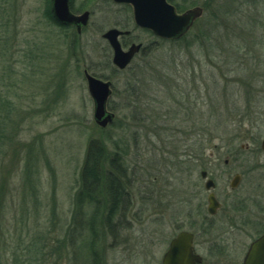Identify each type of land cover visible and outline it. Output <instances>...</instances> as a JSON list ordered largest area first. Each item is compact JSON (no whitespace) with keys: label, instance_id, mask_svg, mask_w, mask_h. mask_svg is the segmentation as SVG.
Masks as SVG:
<instances>
[{"label":"rangeland","instance_id":"rangeland-1","mask_svg":"<svg viewBox=\"0 0 264 264\" xmlns=\"http://www.w3.org/2000/svg\"><path fill=\"white\" fill-rule=\"evenodd\" d=\"M74 1L91 11L79 35L46 18L48 0H0V74L15 86L16 107L13 145L0 160V264L70 263L39 258L30 240L52 227L54 210L69 224L90 140L117 159L129 198L113 232L99 230L102 264H161L177 229L193 225L199 170H224L225 160L243 175L232 196L245 210L216 216L195 249L203 264H241L264 228V0H173L208 7L181 41L135 30L145 50L121 72L101 34L131 29L129 8ZM84 69L113 85L106 127L94 122Z\"/></svg>","mask_w":264,"mask_h":264},{"label":"trees","instance_id":"trees-1","mask_svg":"<svg viewBox=\"0 0 264 264\" xmlns=\"http://www.w3.org/2000/svg\"><path fill=\"white\" fill-rule=\"evenodd\" d=\"M186 1L189 0H184ZM206 5L204 4L205 7ZM46 6H48L46 18L57 25L50 14L49 4ZM4 69L5 66L2 71ZM5 75L4 72L0 74V160L1 151L5 153L3 146L13 145L16 129L12 120L16 107L11 99L15 94V86ZM3 156L5 157V154ZM107 158L109 157L103 147L90 140L74 195L69 224L66 226L65 218L60 213L56 214L54 210L50 219V222L54 220L52 227H46V231L42 230V232L38 230L31 237L32 246H40L39 258L48 260L52 257L53 260H62L68 256L69 264H80V259L83 260L81 264H102L97 246L99 230L102 227L112 233V217L117 212L118 204L127 202L120 200L126 198V194L124 185L117 179V174L122 173L123 170L115 157L109 160ZM100 194H104L107 200H101ZM54 231H57L58 236L53 237Z\"/></svg>","mask_w":264,"mask_h":264},{"label":"water","instance_id":"water-1","mask_svg":"<svg viewBox=\"0 0 264 264\" xmlns=\"http://www.w3.org/2000/svg\"><path fill=\"white\" fill-rule=\"evenodd\" d=\"M118 4H129L132 7L133 20L136 25L152 31L153 34L166 39L181 37L191 26L194 19L200 16L202 9L195 7L177 14L173 5L167 0H112ZM51 13L60 24L85 26L88 12L74 15L69 9V0H52ZM120 34L115 29L108 30L104 37L109 41L113 50V63L124 69L137 51L139 46H133L123 52L116 37ZM87 91L93 102V119L100 127H106L113 121V113L106 109V100L110 94V83L97 79L85 73ZM260 148L264 151V139ZM209 182L205 185L208 189ZM210 205L214 203L213 196H209ZM212 206V205H211ZM212 212V210H210ZM161 264H201V257L192 251V235L180 232L168 245L163 254ZM242 264H264V234L253 240L243 257Z\"/></svg>","mask_w":264,"mask_h":264},{"label":"flooded vegetation","instance_id":"flooded-vegetation-1","mask_svg":"<svg viewBox=\"0 0 264 264\" xmlns=\"http://www.w3.org/2000/svg\"><path fill=\"white\" fill-rule=\"evenodd\" d=\"M51 1L52 0H48L49 11H50L52 18L54 19L53 15L51 13ZM100 1L115 3L112 0H100ZM74 2H75L74 0H69V9H70V12L72 14L81 15L85 12L89 13V16L87 19V24L85 26L78 27V25H72V24H64L63 25V24H60L59 22H57L55 19H54V21L58 26H61L62 28L73 29L74 32L79 35L88 27V22H89V17L91 15V11H89L88 9H85L84 7L75 8ZM167 2L175 7L177 14H182L185 11L192 9V8H195V7H200L202 9L200 16H198L196 19L193 20L191 26L186 31V33L183 34L181 37L176 38V39L161 38V37L153 34L152 31H150L149 29L139 27L138 25H136L134 23L131 5L115 3V4L123 5L127 8H129V10H130V23H131L132 28L129 29V25H118L117 27H112V28L105 30L101 34V39H103L107 43V45L110 49V53H111L110 65L114 71L121 72V71H124L125 69L129 68L130 64L133 62V60L136 57H138L141 53L144 52L145 47H144L143 43L138 41L135 37H133V32L135 30H140V31L146 32V33L151 34L152 36H154L160 40L181 41V40L186 39L187 34L193 29V27L196 25V23L199 21V19H201V17L203 16L204 9L208 7V6L205 7V6H200V5L199 6H192V5H189L187 3H183V5H178V4L174 3L173 0H167ZM178 6H180V8H178ZM111 29H115L118 32H120V34L116 37V39H117V42H118V44H119V46L123 52H127L133 46H139L137 51L133 54V57L130 60L129 64L124 69H119L113 63V50L109 44V41L103 36L104 33H106L108 30H111ZM85 73L97 78L93 74L89 73L87 69L83 70L84 78H85ZM97 79H100V80L106 81V82L108 81L110 83V86H109L110 94L106 100V109L108 110L110 97L113 94V85L107 79H101V78H97ZM85 82H86V78H85ZM224 162H225V166L223 167V168H225L224 170L223 169L219 170L218 168L213 169L214 167H210L209 165L205 166L199 170V178L204 183L203 184L204 192H202V194L204 193V195H199L200 192L197 188V185L195 184L196 185L195 190L192 192V196L190 199L192 201L195 200V204H193V207H192V210L194 211V216L191 218V221H193V223H192L193 225H191V227H189V229H177L176 234L172 238V239H174L180 232H187V233L191 234L192 235V251H193V253H195L197 255H199V254L195 249V245L199 241H201L202 244L208 243L206 239H208V237H210L211 230H212L211 227L213 225L212 222L216 218V216L217 217L222 216L223 218L227 219V221H230V220H234L235 215H237V218H238V214L236 213L235 210H237V211H244L245 210L244 207L241 206L238 202L241 200V198L238 199V197L232 196L236 192H238V190L240 189V186H241V183L243 180V175L238 171H233V170L228 169L227 160H225ZM222 178H225V183H227V187L224 186L223 189H220L219 185H218V179H222ZM207 182H209V184H210L208 189L205 187ZM237 194L238 193H236L235 195H237ZM210 195L213 196V200H214V203L211 204L212 206L210 205V203L208 201ZM120 200H129V198L126 196V198H123ZM233 200H238V201H236L237 204L236 203L233 204L234 203ZM234 206H236V207H234ZM210 210H212V212ZM263 234H264V228L260 229L259 234L256 238H258L259 236H261ZM255 239H253V240H255ZM170 241H169V243H170ZM169 243H168V245H169ZM167 248H168V246H167ZM201 264H203V258L202 257H201ZM241 264H242V262H241Z\"/></svg>","mask_w":264,"mask_h":264}]
</instances>
